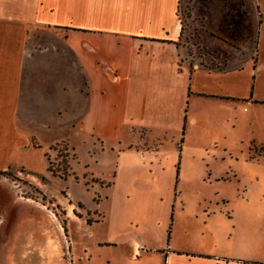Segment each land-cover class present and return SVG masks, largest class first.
Wrapping results in <instances>:
<instances>
[{"label":"crops","instance_id":"obj_1","mask_svg":"<svg viewBox=\"0 0 264 264\" xmlns=\"http://www.w3.org/2000/svg\"><path fill=\"white\" fill-rule=\"evenodd\" d=\"M179 1L0 0V171L18 165L14 162L18 151L33 148L35 132L26 130L33 124L49 130L62 121L73 126L78 121L81 126L84 123L101 154L114 158L113 181L107 189L115 193L103 196L100 203L110 201V220L116 227V211L123 194L129 198V191L150 186L156 180L162 187H178L185 168L187 138L182 148L177 139V149L165 151L166 141L162 144L157 138L149 141L124 137L125 125L121 122L122 131L116 130L110 137L97 132V128L117 125L123 110L134 111L142 100L143 108L152 110L151 118H160L158 126L163 132L153 136V128L139 126L149 131L144 137H191L193 131L209 128L217 132L219 127L223 133H212L210 137H231L234 114L224 116L221 108L227 111L232 103L252 101V84L259 79L258 70L264 67L254 58L260 55L258 21L262 20L259 6L263 7V0H247L250 5L246 6L227 1L220 8L221 15L210 23L212 33L219 36L210 35V48L232 49L224 69L207 68L178 44ZM247 16L251 17L250 29L257 31L254 50L248 48L251 39L244 34ZM33 27L53 31L55 38L29 46ZM239 36L243 37L247 54L225 41ZM248 53L251 59H247ZM237 54L243 61L234 60ZM77 80L82 81V86ZM117 105L120 113L111 114L109 110ZM207 106L213 108L209 113L205 111ZM76 110H82L78 117ZM23 124L29 127L22 130ZM215 149L199 150L205 154L206 167H210L211 158L224 161L232 157L227 149ZM103 175L91 174L104 181ZM220 179L225 178L217 180ZM173 200L175 192L174 199H168L170 206ZM100 203L95 211L102 209ZM72 207L68 222L86 227L99 222L88 224L85 216H75V206ZM1 211L13 228L0 236V264H72L69 233L46 206L30 202L14 193L10 184L0 181ZM164 223L166 226L168 221ZM134 250L137 257L143 252L137 242ZM210 260L215 264H235L226 259Z\"/></svg>","mask_w":264,"mask_h":264},{"label":"rangeland","instance_id":"obj_2","mask_svg":"<svg viewBox=\"0 0 264 264\" xmlns=\"http://www.w3.org/2000/svg\"><path fill=\"white\" fill-rule=\"evenodd\" d=\"M227 1L236 6L250 5L247 0L179 1L177 17L181 34L178 44L207 68L224 69L232 53L229 47L224 51L210 48L213 43L210 35L216 33H212L209 25L221 15L220 8ZM262 6H259L262 20L258 21L260 55L254 58L264 66V0ZM247 18L244 34L251 39L252 44L248 48L254 50L257 31L250 29L251 17ZM32 29L29 46L42 45L55 38L53 31ZM225 41L247 54L243 37ZM239 56L237 54L234 58L237 63L243 61ZM251 58L248 53L247 59ZM129 67L132 68V63ZM258 72L259 79L252 84V101L232 103L227 111L221 108L224 116L234 114L231 137H210L212 133L220 136L223 133L220 127L217 132L206 128L193 131L191 137H184V140L187 138L185 168L178 187H162L156 180L150 186L129 191V198H124L122 193L123 198L116 211V219H119L116 227L110 220V201L100 203L103 196L115 193V190L107 189L113 181L114 158L101 154L86 130L89 127L84 123L81 126L79 121L75 126L62 121L49 130L38 124L26 129L35 132L32 146L38 145L39 148L18 151L14 156L18 165L3 171L6 173L0 174V181L10 184L14 193L30 202L46 206L60 219V224L69 233L70 257H73L69 260L72 264H215L210 260L212 258L230 260L235 264H264V67ZM78 81L82 86V81L77 80V84ZM143 106L141 100L134 111L123 110V115L116 120L117 125L99 127L97 132L110 137L116 130L122 131L121 122L125 125L124 137L149 138V141L157 138L162 144L166 141L165 151L177 149L176 145L183 137H144L149 131H143L139 126H147V130L153 128V136L163 132L158 126L160 118L152 119V110ZM209 106L205 108L207 113L213 110ZM119 110L117 105L109 112L116 114L120 113ZM75 113L78 117L82 110ZM185 123L184 116V135L187 133ZM28 127L23 124L21 129ZM180 142L182 148L183 143L181 145ZM215 147L220 152L227 149L232 157L224 161L211 158L210 167H206L203 163L205 154L201 155L204 152L199 150ZM49 166L58 174L51 173ZM92 173H104L105 180L92 177ZM61 174L67 175L66 180L59 176ZM220 177L225 179L217 180ZM174 192L175 201L170 206L168 199L170 196L174 199ZM99 203L102 209L95 211ZM73 205L75 216H85L90 224L99 222L89 227L68 222V212ZM52 223L55 226L56 223ZM12 228L8 216L1 211L0 236L6 231L11 232ZM135 242L141 244L143 250L138 257L135 255ZM30 247L34 249L33 245ZM66 251L69 253V248Z\"/></svg>","mask_w":264,"mask_h":264},{"label":"trees","instance_id":"obj_3","mask_svg":"<svg viewBox=\"0 0 264 264\" xmlns=\"http://www.w3.org/2000/svg\"><path fill=\"white\" fill-rule=\"evenodd\" d=\"M178 5H179V3H178ZM177 9H178V7H177ZM177 12H178V10H177ZM178 14V13H177ZM185 128H186V126H185ZM184 135V134H183ZM184 142V137H183V139L181 140V145H182V143ZM33 147L34 148H39L38 147V145H34L33 144ZM48 170L51 172V173H53L54 175H56V174H58V172H56V171H54L53 169H52V167H50L49 166V168H48ZM6 172H3V171H1L0 172V174H5ZM63 180H66V178H67V175H65V174H61V175H59ZM79 217H80V215H78ZM88 223L90 224V220H88Z\"/></svg>","mask_w":264,"mask_h":264}]
</instances>
